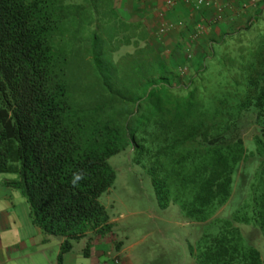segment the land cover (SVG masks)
I'll return each instance as SVG.
<instances>
[{
	"label": "trees",
	"instance_id": "obj_1",
	"mask_svg": "<svg viewBox=\"0 0 264 264\" xmlns=\"http://www.w3.org/2000/svg\"><path fill=\"white\" fill-rule=\"evenodd\" d=\"M227 39L178 65L116 0H0V174L57 264L112 231L99 198L127 147L157 207L203 229L192 264H263L239 226L264 238V36Z\"/></svg>",
	"mask_w": 264,
	"mask_h": 264
},
{
	"label": "crops",
	"instance_id": "obj_2",
	"mask_svg": "<svg viewBox=\"0 0 264 264\" xmlns=\"http://www.w3.org/2000/svg\"><path fill=\"white\" fill-rule=\"evenodd\" d=\"M116 7L124 20L142 22L153 42L178 65L186 53L195 62L207 47L247 30L264 16V0H116ZM13 179L14 175L0 174V264H57L62 239L45 237L31 223L25 228L28 222L21 207L28 205L18 190L5 184ZM113 223L109 218L112 228ZM112 236V231L101 236L87 233L79 241L83 249L88 244L87 256L83 249L72 248L62 264H114L116 257L121 264H131Z\"/></svg>",
	"mask_w": 264,
	"mask_h": 264
},
{
	"label": "rangeland",
	"instance_id": "obj_3",
	"mask_svg": "<svg viewBox=\"0 0 264 264\" xmlns=\"http://www.w3.org/2000/svg\"><path fill=\"white\" fill-rule=\"evenodd\" d=\"M260 36H264V16L247 30L229 36L227 41L232 38L240 43L245 38L259 39ZM219 48L220 45L213 44L214 50ZM250 136L249 131L245 137ZM108 163L115 172V181L100 196L99 202L114 221L112 237L123 248L124 257H128L131 264H192L188 247L195 243L201 227L197 230V227L184 221L176 205L171 204L165 210L157 207L150 180L142 166L135 163L130 148L111 157ZM239 206V202L232 199L222 208L219 216L227 217ZM27 208L21 207L25 211L23 220L28 222L24 224L25 228L31 226V222L27 221ZM239 227L243 236L259 251L264 264V238L251 227ZM83 247V242L73 243L75 252Z\"/></svg>",
	"mask_w": 264,
	"mask_h": 264
},
{
	"label": "built area",
	"instance_id": "obj_4",
	"mask_svg": "<svg viewBox=\"0 0 264 264\" xmlns=\"http://www.w3.org/2000/svg\"><path fill=\"white\" fill-rule=\"evenodd\" d=\"M190 41H191V39L189 40L188 43H191ZM187 58L190 59L191 58V54L190 55H187ZM113 263L114 264H121V260L116 257V258H114Z\"/></svg>",
	"mask_w": 264,
	"mask_h": 264
}]
</instances>
